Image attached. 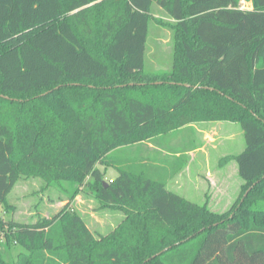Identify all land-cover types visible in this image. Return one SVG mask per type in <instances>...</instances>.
<instances>
[{
  "label": "trees",
  "instance_id": "1",
  "mask_svg": "<svg viewBox=\"0 0 264 264\" xmlns=\"http://www.w3.org/2000/svg\"><path fill=\"white\" fill-rule=\"evenodd\" d=\"M0 0V208L21 177L82 186L124 220L94 235L67 204L35 223L0 216V264H264V0ZM170 70L147 74L152 7ZM166 29V30H167ZM240 126L242 187L210 211L140 171L97 164L195 122ZM9 210L10 206H5ZM6 210V211H7ZM25 253L15 261L10 246ZM167 249V250H166Z\"/></svg>",
  "mask_w": 264,
  "mask_h": 264
},
{
  "label": "rangeland",
  "instance_id": "2",
  "mask_svg": "<svg viewBox=\"0 0 264 264\" xmlns=\"http://www.w3.org/2000/svg\"><path fill=\"white\" fill-rule=\"evenodd\" d=\"M242 1L244 2L246 8L250 10L252 9L249 2L240 0V3ZM151 9L152 17L149 24V34L146 41L147 45L144 58V72L147 74H154L165 70L168 71L172 65V44L170 42V38L168 41L169 43L166 44L164 42L167 40L168 36L170 37V31H168V29L164 26L156 25L157 20L163 23H168L169 19L166 18L165 14L161 12L157 6L153 5ZM150 60L158 62L154 65V68ZM195 125H199V122L186 125V128L191 129L177 133V135H180L182 138L187 137L190 139L193 137L188 144L192 146L193 144L200 142L199 133L196 134V130L194 128ZM233 129L234 132L232 135L237 137L236 143H240V141L244 140V136L239 135L241 128L238 124H235V128ZM167 137H169V135L166 136L163 141L167 142L170 139ZM166 142L161 148V150H164L163 153H159L155 150L157 146L153 141H145L143 144H133L114 150L107 160L97 164V169L104 173V183L113 181L118 175V171L115 167H113V163H116L119 166H124L128 170L138 172L140 171L139 168H141V165L146 162L145 165L148 168L147 170L151 172V177L157 178L164 176L166 173L160 174L157 171V163H159L161 159L175 158L171 156L172 149ZM180 148L181 147H177L175 150ZM233 151L238 152V154L241 153V151ZM186 157L187 155H181L179 158ZM151 163L152 165H150ZM213 165L214 162H211V167H213ZM150 166H152L155 173L150 168ZM197 171L198 169H193L192 174L194 175V173H197ZM238 179L240 178L238 177ZM194 180L196 181L195 178ZM63 186L65 190L60 189L56 185L50 184L49 186L40 178L21 177L12 187L11 192L7 196L5 206H10L9 210L3 206L0 208V216L4 217L5 220H11L18 223H35L37 219H50L53 215L60 212L64 207L67 206V204H69V207L85 220L89 230L94 233L95 236L106 235L110 233L111 231L115 230L116 226L124 220L125 215L121 210L106 207L103 204L98 203L94 199V195L89 188L82 186L80 191L73 198H70V193L73 191V188H71L68 182L63 183ZM169 188L170 190L175 189L173 186H169ZM184 190V192L187 193L185 194L186 197L190 199V201L200 205L204 204L203 186H200L199 188L194 187L193 189L191 188V190L188 188V186H186ZM206 195L207 194H205V198L209 199L210 196L208 195V197H206ZM238 196L234 202H229L230 205L226 207H216L212 205L211 208H208V205L210 204L205 205L210 211H215L220 214L227 213L233 205H237L235 203L238 200ZM21 253H25L24 249L21 246L19 247L12 240L10 254L13 261H15L16 258L21 255Z\"/></svg>",
  "mask_w": 264,
  "mask_h": 264
},
{
  "label": "crops",
  "instance_id": "3",
  "mask_svg": "<svg viewBox=\"0 0 264 264\" xmlns=\"http://www.w3.org/2000/svg\"><path fill=\"white\" fill-rule=\"evenodd\" d=\"M169 38H171V34L164 41L166 44L169 43ZM150 62L153 64V68L158 63L154 60H150ZM235 124L225 121L199 122V125H195L194 128L196 134L199 133L200 142L193 144V146L188 145L193 138L192 136V138L188 139L187 137L182 138L180 135H177V133L191 128L183 127L177 129L174 133L168 134L169 137L167 138L170 139L167 142L163 141L166 137L164 136L161 141L157 142L159 146L155 150L163 153L164 150H161V148L166 142L172 149L171 156L176 159H161L157 163V171L160 174L166 173L162 177H157V179H164L169 191L179 194L186 199H188L185 195L187 193L184 192L186 186L190 190L194 187L199 188L203 186V203L210 204L208 208H211L212 205L216 207L230 205L229 202L236 200L243 184L238 179V167L235 161V157L239 154L233 150L242 152L244 140L236 143L237 137L232 135ZM239 135L242 136V131H240ZM177 147L181 148L175 150ZM181 155H187V157L179 158ZM211 162H214L213 167H211ZM150 168L154 172L152 166ZM193 169H198L194 175L192 174ZM169 186H173L175 189L170 190ZM205 194H207L206 197L209 195L210 198L206 199ZM188 200L190 201V199Z\"/></svg>",
  "mask_w": 264,
  "mask_h": 264
},
{
  "label": "built area",
  "instance_id": "4",
  "mask_svg": "<svg viewBox=\"0 0 264 264\" xmlns=\"http://www.w3.org/2000/svg\"><path fill=\"white\" fill-rule=\"evenodd\" d=\"M239 8L242 9V10H250V9H248V8L245 7V4H244L243 1L240 3Z\"/></svg>",
  "mask_w": 264,
  "mask_h": 264
},
{
  "label": "water",
  "instance_id": "5",
  "mask_svg": "<svg viewBox=\"0 0 264 264\" xmlns=\"http://www.w3.org/2000/svg\"><path fill=\"white\" fill-rule=\"evenodd\" d=\"M167 250V249H166Z\"/></svg>",
  "mask_w": 264,
  "mask_h": 264
}]
</instances>
